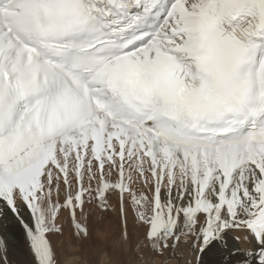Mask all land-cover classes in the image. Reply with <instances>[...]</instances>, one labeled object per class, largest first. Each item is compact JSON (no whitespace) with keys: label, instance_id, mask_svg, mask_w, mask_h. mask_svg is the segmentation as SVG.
Instances as JSON below:
<instances>
[{"label":"snow or ice","instance_id":"1","mask_svg":"<svg viewBox=\"0 0 264 264\" xmlns=\"http://www.w3.org/2000/svg\"><path fill=\"white\" fill-rule=\"evenodd\" d=\"M0 219V264L106 219L128 264H264V0H0Z\"/></svg>","mask_w":264,"mask_h":264},{"label":"bare ground","instance_id":"2","mask_svg":"<svg viewBox=\"0 0 264 264\" xmlns=\"http://www.w3.org/2000/svg\"><path fill=\"white\" fill-rule=\"evenodd\" d=\"M67 226V221H65ZM16 231L15 222L10 219H0V235L10 241L13 239V232ZM131 233V226H130ZM97 238L100 244L89 242L88 238H68L57 243V250L61 264H128L131 255L130 246L120 239V229L115 220L106 219L104 222L93 226L89 224V234ZM183 253V258L168 260V264H185L188 253L183 245L176 250ZM145 259H150L145 253ZM132 264H143V260H135ZM155 264H160L157 259Z\"/></svg>","mask_w":264,"mask_h":264},{"label":"rangeland","instance_id":"3","mask_svg":"<svg viewBox=\"0 0 264 264\" xmlns=\"http://www.w3.org/2000/svg\"><path fill=\"white\" fill-rule=\"evenodd\" d=\"M84 238H88V239H89V242H91V243H95V242H96L95 246H96L97 244H100V243L97 241V238H95V237H92V236H89V237H82V239H84Z\"/></svg>","mask_w":264,"mask_h":264}]
</instances>
